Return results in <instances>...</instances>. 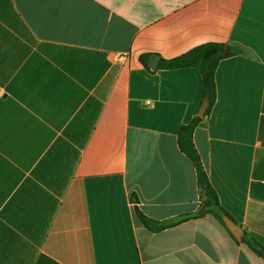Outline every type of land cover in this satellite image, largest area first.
Masks as SVG:
<instances>
[{
	"label": "crops",
	"instance_id": "0c3cea01",
	"mask_svg": "<svg viewBox=\"0 0 264 264\" xmlns=\"http://www.w3.org/2000/svg\"><path fill=\"white\" fill-rule=\"evenodd\" d=\"M205 43L241 50L219 62L216 101L193 133L240 240L209 214L160 231L136 216L202 213L178 145L202 77L160 64ZM255 242L264 0H0V264H264Z\"/></svg>",
	"mask_w": 264,
	"mask_h": 264
},
{
	"label": "trees",
	"instance_id": "16d2710c",
	"mask_svg": "<svg viewBox=\"0 0 264 264\" xmlns=\"http://www.w3.org/2000/svg\"><path fill=\"white\" fill-rule=\"evenodd\" d=\"M228 45L222 43H205L199 45L187 53L180 55L173 59H163L161 60L160 69H179V68H196L201 74L203 83V95L200 102V107L204 99L208 98V107L204 116L208 115L211 108L216 101V83L215 74L219 62L232 56L233 54L240 52L241 50L234 48L228 53L225 49ZM141 62L147 66V56L141 57ZM199 107V109H200ZM199 111V110H198ZM204 116H199L197 113L194 118L187 125H183L178 132V145L180 150L190 159L193 163L197 172V181L200 188V193L202 197L201 202V214H194L185 216L176 220L168 222H159L154 219H150L145 216L140 210L136 209V216L140 222L148 229L152 231H160L167 227H173L180 224L186 220L198 218L201 215H212L216 220L220 222L222 226L230 233V235L235 239L230 230L226 227L222 217L228 215V213L221 207L218 196L212 187L209 178L206 174L204 166L201 162L198 151L195 147L193 141V133L196 127L199 125ZM241 242H244L242 239ZM254 252L264 259V247L259 243L255 242L251 245Z\"/></svg>",
	"mask_w": 264,
	"mask_h": 264
},
{
	"label": "water",
	"instance_id": "95a60500",
	"mask_svg": "<svg viewBox=\"0 0 264 264\" xmlns=\"http://www.w3.org/2000/svg\"><path fill=\"white\" fill-rule=\"evenodd\" d=\"M230 51V48L227 47L225 49V52L228 53ZM160 59L154 58V59H150L149 63L151 64V66L156 69L159 65ZM208 107V98L204 99L199 111H198V115L199 116H204L206 109ZM226 227L230 230V232L232 233V235L237 239L240 240L241 236H242V227H240L236 222H234L229 216L224 215L222 217Z\"/></svg>",
	"mask_w": 264,
	"mask_h": 264
}]
</instances>
